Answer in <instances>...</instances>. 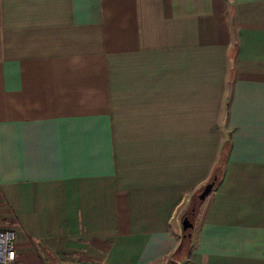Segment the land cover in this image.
<instances>
[{"label": "crops", "instance_id": "1", "mask_svg": "<svg viewBox=\"0 0 264 264\" xmlns=\"http://www.w3.org/2000/svg\"><path fill=\"white\" fill-rule=\"evenodd\" d=\"M0 229L14 264H264V0H0Z\"/></svg>", "mask_w": 264, "mask_h": 264}, {"label": "trees", "instance_id": "2", "mask_svg": "<svg viewBox=\"0 0 264 264\" xmlns=\"http://www.w3.org/2000/svg\"><path fill=\"white\" fill-rule=\"evenodd\" d=\"M226 149H225V152H226ZM224 162H225V157H222V159L220 160V165H219L218 169L215 170L214 176L210 182H213L215 180V178H217V181L220 179V176H221L220 167L223 166ZM201 192H202V190L199 193H197V195H195L193 197L191 207L186 212V214L183 216V220L187 216H190V212L194 206H197V210H198V207L201 204V201L198 199V196ZM196 214H197V212H196ZM190 217H192V216H190ZM195 217H196V215L193 216V218H195ZM192 233H193V229L184 230V237H183L182 243L175 253L176 259H183L184 258L183 255H186V254L188 255L190 253L191 242H192Z\"/></svg>", "mask_w": 264, "mask_h": 264}, {"label": "built area", "instance_id": "3", "mask_svg": "<svg viewBox=\"0 0 264 264\" xmlns=\"http://www.w3.org/2000/svg\"><path fill=\"white\" fill-rule=\"evenodd\" d=\"M16 233L0 229V264H14L17 260Z\"/></svg>", "mask_w": 264, "mask_h": 264}, {"label": "water", "instance_id": "4", "mask_svg": "<svg viewBox=\"0 0 264 264\" xmlns=\"http://www.w3.org/2000/svg\"><path fill=\"white\" fill-rule=\"evenodd\" d=\"M216 180L217 178H215V180L209 184H207L205 186V188L202 190V192L199 194L198 199L200 201H204L213 191L215 184H216ZM197 212V206H194L190 212V216H187L186 218H184L183 220V228L184 230H188V229H193L194 224H193V216L196 215Z\"/></svg>", "mask_w": 264, "mask_h": 264}, {"label": "rangeland", "instance_id": "5", "mask_svg": "<svg viewBox=\"0 0 264 264\" xmlns=\"http://www.w3.org/2000/svg\"><path fill=\"white\" fill-rule=\"evenodd\" d=\"M183 256H184V258H185V257L187 256V254H186V255H183ZM183 256H182V257H183Z\"/></svg>", "mask_w": 264, "mask_h": 264}]
</instances>
